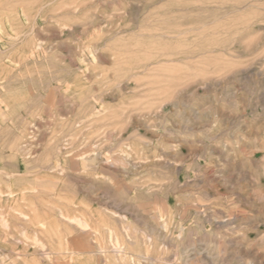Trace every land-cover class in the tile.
<instances>
[{
  "label": "rangeland",
  "instance_id": "obj_1",
  "mask_svg": "<svg viewBox=\"0 0 264 264\" xmlns=\"http://www.w3.org/2000/svg\"><path fill=\"white\" fill-rule=\"evenodd\" d=\"M0 104V264H264V0H0Z\"/></svg>",
  "mask_w": 264,
  "mask_h": 264
},
{
  "label": "crops",
  "instance_id": "obj_2",
  "mask_svg": "<svg viewBox=\"0 0 264 264\" xmlns=\"http://www.w3.org/2000/svg\"><path fill=\"white\" fill-rule=\"evenodd\" d=\"M0 104V111L3 110V105ZM4 118V116H3ZM5 118L2 119L0 115V180L1 176H10L20 173V168L15 166L14 169L9 167V163L4 162L5 159L10 158L11 138H10V126L4 124Z\"/></svg>",
  "mask_w": 264,
  "mask_h": 264
},
{
  "label": "bare ground",
  "instance_id": "obj_3",
  "mask_svg": "<svg viewBox=\"0 0 264 264\" xmlns=\"http://www.w3.org/2000/svg\"><path fill=\"white\" fill-rule=\"evenodd\" d=\"M78 210H79V209H78ZM61 213H62V212H61ZM75 221H76V220H75ZM77 224H78V223H77ZM100 224H101V223H100ZM3 225H4V224H3ZM79 225H80V224H79ZM79 225H78V226H79ZM93 228H94V227H93ZM90 231H91V230H90ZM110 232H111V231H110ZM69 233H70V232H69ZM178 236H179V235H178ZM28 238H29V237H28ZM116 243H117V242H116ZM58 255H59V254H58ZM146 259H147V258H146ZM163 264H164V263H163Z\"/></svg>",
  "mask_w": 264,
  "mask_h": 264
}]
</instances>
